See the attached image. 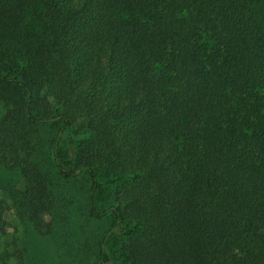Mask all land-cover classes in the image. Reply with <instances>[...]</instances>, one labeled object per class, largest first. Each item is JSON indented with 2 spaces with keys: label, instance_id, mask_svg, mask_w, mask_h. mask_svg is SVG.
<instances>
[{
  "label": "trees",
  "instance_id": "obj_1",
  "mask_svg": "<svg viewBox=\"0 0 264 264\" xmlns=\"http://www.w3.org/2000/svg\"><path fill=\"white\" fill-rule=\"evenodd\" d=\"M0 106V170L23 180L0 192L38 233L52 129L60 174L86 171L89 213L121 231L103 264H264V0H0ZM80 118L70 170L60 135ZM5 215L0 199V236Z\"/></svg>",
  "mask_w": 264,
  "mask_h": 264
},
{
  "label": "rangeland",
  "instance_id": "obj_2",
  "mask_svg": "<svg viewBox=\"0 0 264 264\" xmlns=\"http://www.w3.org/2000/svg\"><path fill=\"white\" fill-rule=\"evenodd\" d=\"M43 93L48 94V89L43 88ZM5 112V107L0 106V117ZM72 131H64L60 135L61 151L59 160L62 165L70 170H75L73 157L76 152L78 140L74 133L83 126L81 118L76 122ZM55 129V128H54ZM1 134V133H0ZM46 143L36 150L35 161L42 169L50 174L51 198L53 208L48 220L52 222V229L47 234L38 233L28 221L20 220L11 209L9 197L0 192V199L6 207L7 233L0 236V249H10L15 243L22 249L24 264H103L99 255V241L106 234L105 245L113 261L118 258L115 253L119 248L121 231L114 226V219L108 215L95 218L89 213L88 194L90 180L86 171L77 176L63 177L56 167L53 157V130L47 129L43 133ZM106 179L107 176H103ZM0 184H14L23 188V180L17 168L0 170ZM112 189L102 190L97 203L99 210L108 207Z\"/></svg>",
  "mask_w": 264,
  "mask_h": 264
}]
</instances>
